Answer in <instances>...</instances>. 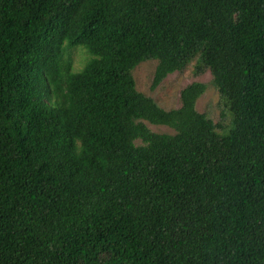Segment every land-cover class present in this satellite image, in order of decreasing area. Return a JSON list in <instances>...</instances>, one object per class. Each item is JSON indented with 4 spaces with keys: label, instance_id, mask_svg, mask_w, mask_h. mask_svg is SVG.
Wrapping results in <instances>:
<instances>
[{
    "label": "trees",
    "instance_id": "16d2710c",
    "mask_svg": "<svg viewBox=\"0 0 264 264\" xmlns=\"http://www.w3.org/2000/svg\"><path fill=\"white\" fill-rule=\"evenodd\" d=\"M0 264H264V0H0Z\"/></svg>",
    "mask_w": 264,
    "mask_h": 264
},
{
    "label": "rangeland",
    "instance_id": "374dc122",
    "mask_svg": "<svg viewBox=\"0 0 264 264\" xmlns=\"http://www.w3.org/2000/svg\"><path fill=\"white\" fill-rule=\"evenodd\" d=\"M85 55L82 51L74 52L76 67H80ZM157 62L154 60L142 62L133 71V77L138 92L152 98L161 108L165 110L178 109L181 106V91L194 82H200L207 86L205 93L197 101V111L208 115L215 123L227 125L230 116L226 109L220 104V95L212 84V75L209 71L195 76L192 68L184 72H175L169 75L155 90H151ZM76 69V68H75ZM78 70V69H77ZM148 128L159 134H174V131L168 127L155 126L146 123ZM140 144V142H137Z\"/></svg>",
    "mask_w": 264,
    "mask_h": 264
}]
</instances>
